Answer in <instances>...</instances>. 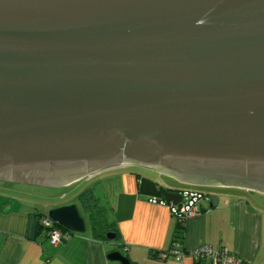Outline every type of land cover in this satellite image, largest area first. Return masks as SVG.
<instances>
[{
    "label": "water",
    "instance_id": "1",
    "mask_svg": "<svg viewBox=\"0 0 264 264\" xmlns=\"http://www.w3.org/2000/svg\"><path fill=\"white\" fill-rule=\"evenodd\" d=\"M122 167L264 196V0H0V182ZM181 192L138 181L177 209ZM46 216L86 233L74 204Z\"/></svg>",
    "mask_w": 264,
    "mask_h": 264
},
{
    "label": "crops",
    "instance_id": "2",
    "mask_svg": "<svg viewBox=\"0 0 264 264\" xmlns=\"http://www.w3.org/2000/svg\"><path fill=\"white\" fill-rule=\"evenodd\" d=\"M120 170L97 180L111 181L112 194L106 188V201L97 200L108 210V221L115 229L113 242L94 239L86 230L83 235L72 234L53 245L39 224L45 214L0 196V264H118L106 258L116 250L131 264H199L190 258L180 262L172 257L158 259L156 254L169 250L173 241H178L186 253L211 246L227 250L246 264H264V197L239 189L212 187L218 193L206 192L208 197L199 203L198 215L180 226L169 206L139 195L141 175L129 167ZM148 179L165 188L180 190L156 178ZM114 183L119 184L116 187ZM76 184L79 183L67 189ZM210 196L217 197L216 206ZM70 204L74 203L64 206ZM56 207L60 205L53 206ZM124 248L127 250L123 251Z\"/></svg>",
    "mask_w": 264,
    "mask_h": 264
},
{
    "label": "rangeland",
    "instance_id": "3",
    "mask_svg": "<svg viewBox=\"0 0 264 264\" xmlns=\"http://www.w3.org/2000/svg\"><path fill=\"white\" fill-rule=\"evenodd\" d=\"M118 170H120V168L107 170L103 172L100 177H97V179L95 177L91 179L81 180L80 182H78L79 184L73 186L72 189H67V187L56 188V189L42 188L38 186L0 182V196H3L4 198L9 197L10 199H12L13 202L19 201L22 204H25L29 207H34L38 212L45 215L48 213L49 208L52 207L53 209V206L56 205L64 206V204L67 203H74L76 204V206H79L80 203L77 202V196L78 194H80L81 192H83L88 188L92 190V193L96 199L100 198L101 202H105L106 199H104L105 197L104 193L106 192V188H108V192L112 194V192L110 191L111 181L110 182L108 181L109 182L108 183L104 181L99 182L97 180L106 178L107 176H110V174H115L116 173L115 171ZM129 170L132 172H136L138 175H141L142 177L156 178V180L162 184L168 183L169 185H173L180 188V190H184L185 185L180 184L176 180L167 177L165 175H160L140 167H129ZM118 184L119 183H114L116 187L118 186ZM204 191L205 193L207 192L210 195L211 193H218V192H214L211 188H206ZM252 194L256 196L264 197L263 195H259L255 192L254 193L252 192ZM11 202L8 203L11 204ZM8 203L7 205H9ZM85 221L87 223V220Z\"/></svg>",
    "mask_w": 264,
    "mask_h": 264
},
{
    "label": "built area",
    "instance_id": "4",
    "mask_svg": "<svg viewBox=\"0 0 264 264\" xmlns=\"http://www.w3.org/2000/svg\"><path fill=\"white\" fill-rule=\"evenodd\" d=\"M181 195L183 197L182 207L180 209L169 207L171 215L176 219L178 224L184 226L188 220L198 215V205L202 200L207 199V196L200 191L192 189L182 191ZM150 201L164 204L163 201L156 199H150ZM39 224L46 231V235L53 245L67 240L72 235L69 231H62L55 227L54 223L47 216L41 217ZM126 250V248L123 249V251ZM156 257L160 260L172 257L177 262L190 258L199 264H246L242 259L230 254L227 250L211 246H202L191 253H186L182 250L178 241H173L169 250L157 253Z\"/></svg>",
    "mask_w": 264,
    "mask_h": 264
},
{
    "label": "trees",
    "instance_id": "5",
    "mask_svg": "<svg viewBox=\"0 0 264 264\" xmlns=\"http://www.w3.org/2000/svg\"><path fill=\"white\" fill-rule=\"evenodd\" d=\"M184 189L197 190L204 193L208 197V195L204 191L206 189L204 187H193L185 185ZM77 202L80 203V210L79 206H76L78 212L80 213V216L84 221L87 220V223L85 221L87 231L90 232L94 239L103 242L108 241V239L106 238L107 233L115 234V229L113 227V224L108 221V210L106 209V207H103L99 204L98 200L93 195L92 190L89 188L84 190L77 196ZM54 226L62 231H67L55 223Z\"/></svg>",
    "mask_w": 264,
    "mask_h": 264
},
{
    "label": "flooded vegetation",
    "instance_id": "6",
    "mask_svg": "<svg viewBox=\"0 0 264 264\" xmlns=\"http://www.w3.org/2000/svg\"><path fill=\"white\" fill-rule=\"evenodd\" d=\"M184 190H187V189H184ZM184 190H181V191H184Z\"/></svg>",
    "mask_w": 264,
    "mask_h": 264
}]
</instances>
